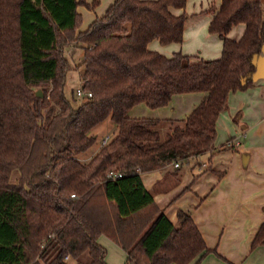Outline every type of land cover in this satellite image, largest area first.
<instances>
[{
    "label": "trees",
    "instance_id": "obj_1",
    "mask_svg": "<svg viewBox=\"0 0 264 264\" xmlns=\"http://www.w3.org/2000/svg\"><path fill=\"white\" fill-rule=\"evenodd\" d=\"M219 1L204 11L220 55L193 61L146 48L153 39L181 42L186 16L169 7L185 0H112L84 30L77 7L93 9L97 0H0V264H106L102 234L126 252L124 264H197L209 251L188 209H177L171 223L139 174L212 150L228 93L251 84L264 7ZM238 23L240 37L227 38ZM68 46L82 50L73 66ZM72 68L90 97H66ZM188 92L205 96L180 120L127 116L137 103L157 108ZM107 118L115 132L89 152L91 129ZM263 237L260 225L250 247Z\"/></svg>",
    "mask_w": 264,
    "mask_h": 264
},
{
    "label": "crops",
    "instance_id": "obj_2",
    "mask_svg": "<svg viewBox=\"0 0 264 264\" xmlns=\"http://www.w3.org/2000/svg\"><path fill=\"white\" fill-rule=\"evenodd\" d=\"M85 2L90 4L92 0ZM111 2L97 0L93 9L79 5L77 11L82 21L78 30H84ZM219 2L195 1L189 24L184 20L181 42L161 45L153 39L146 48L165 57L178 52L193 61L219 57L221 40L207 32L212 13L204 11L209 5L216 11ZM184 5L169 7V11L173 15L184 13ZM243 29L244 25L238 23L229 29L226 37L238 39ZM67 52L75 59L80 56L81 48L65 47L64 55L68 59ZM253 64L251 84L229 92L226 108L216 117L212 150L189 157L178 167L168 164L139 174L155 206L171 223L175 222L177 209H188L209 249L197 264H264V237L262 243L250 247L255 232L260 225L264 226V42L253 57ZM204 96L203 92L174 94L167 104L157 108L137 103L127 111V116L180 120ZM235 138L239 141L237 145L232 143ZM176 168L172 175L171 171ZM102 236L105 235H100L97 241L106 249V264H124L126 252L110 238Z\"/></svg>",
    "mask_w": 264,
    "mask_h": 264
},
{
    "label": "rangeland",
    "instance_id": "obj_3",
    "mask_svg": "<svg viewBox=\"0 0 264 264\" xmlns=\"http://www.w3.org/2000/svg\"><path fill=\"white\" fill-rule=\"evenodd\" d=\"M197 1V0H185V23L189 24V20L192 18V14H190L193 9H194V2ZM261 2L264 3V0H261ZM68 54V52H67ZM68 59L71 66L74 65V63H76L77 60H79L82 56V50H81V53H80V56H75V59H73L72 55L68 54ZM80 86V81H79V71L75 68H72L68 71V74L66 75V79H65V85H64V93L66 95V97L70 100L72 99H75L76 101H79L83 98H79L76 96L75 94V89L77 87ZM115 125L112 123V121H110L109 118L105 119L104 121L100 122L99 124H97L96 126H94L92 129H91V132L96 134L97 138H96V142L95 144L92 146V148L89 150V152H91L92 150H97L99 148V145L101 143V139L104 138L106 135H110V137L113 135V133L115 132ZM17 177V173L14 172L12 174V181H15V178ZM104 238H106L105 236H102ZM89 259V255L88 253H84L80 258L79 260L81 261H85ZM70 263L72 264L73 263V260L70 261Z\"/></svg>",
    "mask_w": 264,
    "mask_h": 264
},
{
    "label": "built area",
    "instance_id": "obj_4",
    "mask_svg": "<svg viewBox=\"0 0 264 264\" xmlns=\"http://www.w3.org/2000/svg\"><path fill=\"white\" fill-rule=\"evenodd\" d=\"M75 94L79 98H87V97H90L91 96V92L84 91L80 86L75 89ZM109 138H110V135H106L104 138H102L100 145L105 144ZM232 143L234 145H237L239 143V141H238L237 138H235V139L232 140ZM170 164L173 167H178V165H179L178 164V161H173ZM119 176H121V174L119 172L109 171L107 173V177H109V178H115V177H119ZM72 196H74V194H72Z\"/></svg>",
    "mask_w": 264,
    "mask_h": 264
},
{
    "label": "water",
    "instance_id": "obj_5",
    "mask_svg": "<svg viewBox=\"0 0 264 264\" xmlns=\"http://www.w3.org/2000/svg\"><path fill=\"white\" fill-rule=\"evenodd\" d=\"M36 94L39 95V96H42V93H41L40 90H37V91H36Z\"/></svg>",
    "mask_w": 264,
    "mask_h": 264
}]
</instances>
